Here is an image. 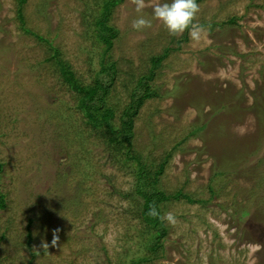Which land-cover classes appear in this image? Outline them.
<instances>
[{"label":"rangeland","instance_id":"1","mask_svg":"<svg viewBox=\"0 0 264 264\" xmlns=\"http://www.w3.org/2000/svg\"><path fill=\"white\" fill-rule=\"evenodd\" d=\"M95 1L27 0L23 11L26 27L59 48L84 84L103 52L82 20ZM160 2L146 0L145 14ZM197 3L199 40L188 30L169 35L156 20L133 29V0L110 19L118 30L105 57L117 69L106 99L113 124L151 57L168 49L131 152L152 172L169 154L157 186L198 200L161 204V217L171 212L176 222L163 220L161 246L150 252L155 230L139 215L135 165L86 122L77 95L45 61L48 46L19 29L16 0H0L1 264H264V0ZM193 126L203 130L191 136Z\"/></svg>","mask_w":264,"mask_h":264},{"label":"trees","instance_id":"2","mask_svg":"<svg viewBox=\"0 0 264 264\" xmlns=\"http://www.w3.org/2000/svg\"><path fill=\"white\" fill-rule=\"evenodd\" d=\"M122 1L96 0L93 8L87 4L85 5V10L82 13V20L87 29L85 34L93 38L103 48L102 57L99 61L100 68L95 72L94 79L90 84H84L77 78L71 65L62 58L59 48L54 46L47 38L26 27L23 11L27 0H16V19L19 22V29L23 33L33 36L38 42H42L48 46L50 55L45 61L53 64L63 83L71 92L77 95V108L84 115L86 122L91 128L100 130L106 147L112 150L114 156L117 154L121 155L122 161H132L135 165L133 190L135 195L142 201L139 212L141 220L155 230L148 240L149 251L154 252L161 246V238L166 232L163 220L159 218L161 217V204L171 199L176 200L179 198H184L190 203L197 202L198 200L191 198L181 190L173 194H166L157 186L158 176L161 174L165 161L167 162L170 156L169 154L165 156L163 163L159 165L158 169L152 172L148 170V164L142 163L139 156L131 152L135 119L143 103L148 99L158 96L156 88L152 87L150 82L154 79V70L160 67L161 62L167 56L168 49H165L160 55L151 57L149 74L140 77L135 82V86L129 95V101L119 116V126L113 124L114 111L107 106L106 99L116 80L117 69L115 62L106 60L105 57L113 47V42L118 36V30L110 25L111 15L114 8ZM227 23L232 24L233 18L229 19ZM202 130L203 126H193L190 134L193 136ZM210 191L214 194L212 188H210ZM152 206L156 207L159 217H153L148 214ZM5 208L6 197L0 188V210ZM245 208L246 211H243V215L249 213L247 207ZM31 223L32 219H29L28 224L30 225ZM27 240V245H29L31 242L30 231H27ZM148 259L150 258L135 259L131 261V264H142L143 261L146 262Z\"/></svg>","mask_w":264,"mask_h":264},{"label":"clouds","instance_id":"3","mask_svg":"<svg viewBox=\"0 0 264 264\" xmlns=\"http://www.w3.org/2000/svg\"><path fill=\"white\" fill-rule=\"evenodd\" d=\"M133 3L137 16L132 22V27L137 31L151 28L153 20L159 21L172 36L181 35L188 30L194 40H199L204 31L202 26L194 23L200 10L197 0H161L153 6L150 15L144 12L146 0H133ZM148 214L159 217L155 206L150 207ZM159 218L171 224L176 222L171 212ZM58 239V235L54 233L51 241L53 246L57 244Z\"/></svg>","mask_w":264,"mask_h":264}]
</instances>
